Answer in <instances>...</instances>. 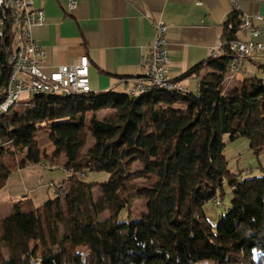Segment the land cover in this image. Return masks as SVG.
<instances>
[{
    "label": "trees",
    "instance_id": "obj_1",
    "mask_svg": "<svg viewBox=\"0 0 264 264\" xmlns=\"http://www.w3.org/2000/svg\"><path fill=\"white\" fill-rule=\"evenodd\" d=\"M239 26L231 12L223 39H237ZM230 58L225 48L209 70L201 64L185 75L199 80L196 94L34 96L1 116L0 190L14 172L44 161L63 158L69 177L37 209L21 202L0 218V264H264V166L235 173L225 143L244 138L254 155L264 151V79L225 87ZM104 109L113 114L99 119ZM44 130L49 155L36 139ZM89 173L109 178L88 182ZM228 191L230 208L213 225L205 207ZM134 197L146 211L121 220Z\"/></svg>",
    "mask_w": 264,
    "mask_h": 264
},
{
    "label": "crops",
    "instance_id": "obj_2",
    "mask_svg": "<svg viewBox=\"0 0 264 264\" xmlns=\"http://www.w3.org/2000/svg\"><path fill=\"white\" fill-rule=\"evenodd\" d=\"M77 1L70 10L68 0H35L46 21L34 36L47 51L46 71L87 58L92 93L129 90L131 80L144 75L142 59L156 38L155 21L168 27L170 78L180 80L189 94L198 93L200 82L185 75L201 64L203 71L209 70L235 3L239 15H260L264 26V0Z\"/></svg>",
    "mask_w": 264,
    "mask_h": 264
},
{
    "label": "built area",
    "instance_id": "obj_3",
    "mask_svg": "<svg viewBox=\"0 0 264 264\" xmlns=\"http://www.w3.org/2000/svg\"><path fill=\"white\" fill-rule=\"evenodd\" d=\"M77 5V0H68L70 10ZM237 10L238 4L235 3L232 12ZM239 16L238 38L231 41L223 39L212 51V55H222L225 48L230 52L224 85L241 81L238 77L246 63L264 57V26L259 25L263 17ZM45 21V11L36 6L35 0H0V97H3L0 110L10 100L32 92H94L87 58L46 71L47 51L34 36L36 29L42 27ZM153 27L156 38L149 47L148 55L142 59L144 75L131 80L129 91L133 97L142 90L169 82L171 77L168 27L162 20L155 21ZM172 87L189 91L183 85Z\"/></svg>",
    "mask_w": 264,
    "mask_h": 264
},
{
    "label": "rangeland",
    "instance_id": "obj_4",
    "mask_svg": "<svg viewBox=\"0 0 264 264\" xmlns=\"http://www.w3.org/2000/svg\"><path fill=\"white\" fill-rule=\"evenodd\" d=\"M37 30V29H36ZM264 66V57L257 58L252 62H247L243 72L239 74L238 79H244L248 77L257 76L264 79V71L261 67ZM191 83L193 90H196V82ZM238 84V82L236 83ZM225 85L227 86H234ZM119 93H127L130 91L127 88H120L116 90ZM26 99L24 100V98ZM20 99L19 104L23 105L26 102H31L34 97L24 96ZM18 109V108H15ZM14 109V110H15ZM113 114L112 109H104L98 113L99 119L108 118ZM51 130H44L37 134L36 139L41 143V153L49 155L55 149L49 143V135ZM226 143V156L229 162L230 169L235 173L243 172V177L251 175L252 171L262 163L264 166V151L261 155L256 156L249 148V143L244 138H237L231 140L229 136L225 137ZM64 159H60V165L56 166L47 161L41 162L39 165L29 166L25 169L14 172L11 178L8 180L4 188L0 190V218L6 219L12 213L14 207L18 206L21 202H24L25 206L33 209H37L42 206L48 200L53 199L57 194L58 185L67 177L68 172L63 169ZM142 167L140 164H135L134 171H140ZM78 177H84V174H78ZM109 175L107 173H89L86 175L85 180L88 182H105L108 180ZM140 184L144 181L140 180ZM50 185V186H49ZM60 186V185H59ZM231 193L228 191L224 201L217 200L215 203L206 205L205 210L208 215L209 222L216 225L219 218L222 215H226L230 208ZM30 201V202H29ZM133 205L129 210L127 209L121 214V220L124 221H137L139 214L146 211L145 202L134 197L132 199ZM28 202V203H27ZM105 218L109 217V214L104 215ZM85 253V250H80Z\"/></svg>",
    "mask_w": 264,
    "mask_h": 264
},
{
    "label": "bare ground",
    "instance_id": "obj_5",
    "mask_svg": "<svg viewBox=\"0 0 264 264\" xmlns=\"http://www.w3.org/2000/svg\"><path fill=\"white\" fill-rule=\"evenodd\" d=\"M219 56L220 55H214V58H218ZM179 85H181L179 82L170 78L169 82H163V85L152 86L150 89L142 90V92H139L134 97L137 98L140 95L147 93L152 88L164 89V90H168V91H175L177 89L173 88L172 86H179ZM179 91H182V93H185V94H187L189 92V91H185V90H179ZM90 93H92V92H72V93H68V92H32V93H27L25 95H22L20 98H15V99H12L9 102H7L6 105L0 110V117L9 113L11 110L18 108L20 99L24 98V96H30V97H34V96L81 97V96H84V95H87ZM130 95H131V91H130ZM25 99H26V97L24 98V100ZM1 105H3V97H0V106Z\"/></svg>",
    "mask_w": 264,
    "mask_h": 264
}]
</instances>
